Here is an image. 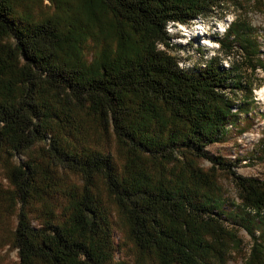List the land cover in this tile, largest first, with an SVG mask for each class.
Returning <instances> with one entry per match:
<instances>
[{"label":"trees","instance_id":"1","mask_svg":"<svg viewBox=\"0 0 264 264\" xmlns=\"http://www.w3.org/2000/svg\"><path fill=\"white\" fill-rule=\"evenodd\" d=\"M20 1L0 0V152L23 154L48 140L49 163L42 168L22 161L9 168L20 203L13 231L18 264H105L107 258L100 263L98 256L104 253L95 244L107 240L109 227L92 192L98 180L126 214L138 248H153L170 264H188L191 249L201 246L211 252L215 245L223 246L217 233L233 238L219 225L223 216L253 239L245 264H264V179L237 174L232 163L206 149L221 139L231 118L221 95L237 76L221 61L235 53L232 43L241 44L252 69L264 67L245 25L233 22L217 39V55L204 67L189 69L169 52L173 44L167 26L208 15L219 0H83L87 25L76 16L73 23L51 16L35 19L20 12ZM68 25L80 41L98 27L115 36L116 43L94 47L89 64L67 59ZM250 104L245 101L242 110ZM83 119L127 149L126 172L109 150L81 144L79 135L87 133ZM178 155L206 158L226 170L241 203L225 209L220 194L197 192L187 182L192 173L186 168L177 176L181 185L172 186L153 181L143 166L145 156L168 162ZM54 169L73 172L81 181L67 196L69 218L63 222L48 213L33 224L29 209L35 197L46 208L52 198L46 201L44 195L64 188Z\"/></svg>","mask_w":264,"mask_h":264},{"label":"rangeland","instance_id":"2","mask_svg":"<svg viewBox=\"0 0 264 264\" xmlns=\"http://www.w3.org/2000/svg\"><path fill=\"white\" fill-rule=\"evenodd\" d=\"M217 4L211 13L200 15L191 23L168 24L170 42L173 44L172 49H168L169 52L178 57L182 67L189 69L204 67L217 55V39L225 36L226 30L233 22H238L243 23L245 30L252 34V38L258 44L256 57L264 64V0H219ZM18 7L20 12L35 19L51 16L58 20L66 18L73 23L77 21L72 20L76 16L81 18L83 22L81 24H89L85 20L83 0H22ZM100 17L104 20V17ZM68 27V30H71L67 34L69 42H64L63 51L67 59H85L89 64L93 59L94 47L101 46L103 42L114 43L113 46L116 43L115 36L104 35L98 27H92L90 30L92 35L81 37V41L79 36L74 35V27L69 25ZM101 28L107 31L106 26L101 25ZM232 38L230 35L229 39ZM232 44L235 53L221 61L225 69L235 70L237 76L234 77L235 82L228 81L227 87L223 89L225 93L221 95V100L228 103V114L231 118L224 124L221 139L208 144L206 149L211 154L222 156L227 162L232 163L231 169L237 174L264 179V92L261 91L264 88V67L256 65L252 69L241 44L239 42ZM247 100L251 104L249 109L244 111L241 107ZM82 126L87 133L79 135L81 144L98 150H109L120 170L126 172L128 170L126 164L131 158L127 149L118 144L112 135L111 137L103 135L89 120L83 119ZM72 140L69 138L71 143ZM47 143L48 140L38 141L25 153L14 156L0 152V264L19 262L17 249L13 245V231L20 203L14 196L9 168L22 161L39 163L40 167L44 168L49 163ZM143 158V166L151 172L150 177L153 181H164L167 184L171 182L172 186H179L181 180L177 176L186 168L190 171L187 174L192 173V178L187 182L192 188L197 189V192L214 193L216 196L220 194L225 209H231L241 203L232 176L206 158L193 156L184 158L178 155L179 159L168 162L151 156ZM52 173L64 188L61 187L60 192L49 191L46 193L47 196L44 195L46 201L52 198L50 201L52 204L48 202L46 208L44 202L35 201L38 199L35 197L29 209V217L33 224L42 222L48 213L63 222L69 218L71 211L69 204L72 202L67 200V196L73 193L74 187H78L81 181L78 175L70 171L54 169ZM92 192L105 209V219L109 226L105 231L108 241H104L103 237L94 242L98 247V253H104V256H98L100 263L107 258L105 264H170L167 257L153 248L140 249L136 246L130 235V222L126 214L116 205L100 180ZM64 193L67 194L66 197ZM261 212H264V205ZM219 225L233 238L229 235L218 236L217 233L215 236L223 246L215 245L211 252L210 249H203L201 246L191 249L187 253L188 264H245L250 258L253 239L247 231L223 216L219 218ZM222 238L227 241L225 245Z\"/></svg>","mask_w":264,"mask_h":264},{"label":"bare ground","instance_id":"3","mask_svg":"<svg viewBox=\"0 0 264 264\" xmlns=\"http://www.w3.org/2000/svg\"><path fill=\"white\" fill-rule=\"evenodd\" d=\"M261 91H263V92H264V88H263Z\"/></svg>","mask_w":264,"mask_h":264}]
</instances>
